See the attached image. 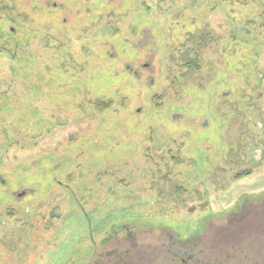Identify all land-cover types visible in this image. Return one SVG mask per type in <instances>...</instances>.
Instances as JSON below:
<instances>
[{
  "label": "rangeland",
  "instance_id": "obj_1",
  "mask_svg": "<svg viewBox=\"0 0 264 264\" xmlns=\"http://www.w3.org/2000/svg\"><path fill=\"white\" fill-rule=\"evenodd\" d=\"M229 3L0 0V264H264V0Z\"/></svg>",
  "mask_w": 264,
  "mask_h": 264
},
{
  "label": "trees",
  "instance_id": "obj_2",
  "mask_svg": "<svg viewBox=\"0 0 264 264\" xmlns=\"http://www.w3.org/2000/svg\"><path fill=\"white\" fill-rule=\"evenodd\" d=\"M220 1H225V4H227V5H232V4H230L229 3V0H220ZM258 18L259 19H257V20H259V21H262L263 23L261 24V28H262V30H264V15H259L258 16ZM260 18H262V20H260ZM252 24H253V22L251 21V23H250V25L252 26ZM249 25V26H250ZM247 32V34L250 32V30L248 31L246 28H242V30H241V33L240 34H242L243 35V33H246ZM198 41H200V39L198 40ZM198 41H196V47L195 48H193V51L194 52H191V53H195V54H199V52H200V49L201 48H198V47H200V43L198 42ZM255 45L256 46H258V43H256L255 42ZM262 46V45H261ZM228 51H229V49H228ZM185 54V56H186V59H188L189 61H186L183 65H182V67H183V69H185V71H187V72H189V73H197V72H199L200 71V69L198 70L197 68L199 67V65L197 64L198 63V60H191L190 58H189V51L186 49V52L184 53ZM231 58H230V60L232 61V59H233V63H231V67H227L226 68V66L223 68L224 69V71H222L221 72V75L222 76H225V78L223 79V81H220V83L222 82V84H223V86H222V84H221V86L222 87H220V90H219V92H216L215 91V94H218L216 97H218V98H222V99H224V100H228V99H230V98H236V94H240V93H242L243 94V91H242V89H240L239 88V84H237L236 83V81H237V78H236V76L234 75V73L231 71V73H229L230 72V70H231V68L232 67H236V59H235V57H236V55L234 54V53H230V54H228ZM236 69H238V68H236ZM229 75H231L232 76V79L230 80L231 82L230 83H228L229 82V79H228V77H229ZM241 75H242V78H246V73L245 72H242L241 71ZM248 75H250L251 76V74L249 73ZM234 76V77H233ZM251 79V78H250ZM181 80H182V77H181ZM209 84H211V83H209ZM228 84V85H227ZM199 90L201 89V86L199 85ZM208 89H210V85H209V88ZM211 89H212V87H211ZM111 104L110 103H97V105H95V108L96 109H98V111H100V112H102V111H104V110H106V109H108V107L110 106ZM253 106V110H254V112L253 113H255V116H254V119L255 120H257L256 119V117H258L259 118V113L257 112V106L256 105H252ZM209 107V111L211 110V107L210 106H208ZM222 108V109H224V111H225V115H227V117H226V121L225 122H229V124H227V127H226V129L227 130H229V126H232V123H234V125L233 126H239L240 125V123H241V125H242V128H243V130H245L244 132H243V134L244 135H242V138H244L245 140H242L241 141V143H240V146L243 148L244 147V144L243 143H245V142H250L253 138H254V135L257 133V131H259L258 129L256 130V127H255V125H249L248 123H249V119L248 118H246V116L249 114L248 113V111H249V106H246V105H243L242 107H240V106H237V105H235V106H232V105H220L219 104V106H217V108L216 109H214L215 111H218L219 110V108ZM257 112V113H256ZM238 114H241V115H243L244 116V118L243 119H241L240 120V122H238ZM244 120H246L245 122H244ZM230 121H231V123H230ZM232 128V127H231ZM253 129L255 130V132L254 133H252V131H253ZM260 132H261V130H260ZM245 136V137H244ZM240 137H241V135L237 138V139H240ZM237 139H235L234 141H236ZM252 146H257V145H255V144H252L251 145V148H252ZM233 147V148H232ZM241 147H239V148H237V147H235V145L234 146H229V148L227 149V151L225 152V154H224V156L225 157H223V158H228L229 156H231V155H237V153L239 152V149L241 148ZM242 148H241V150H242ZM248 148V147H247ZM247 148L245 149V150H247ZM250 148V147H249ZM245 154H246V152H245ZM249 156H251V155H249ZM242 175H244V173H243V171L242 172H240L238 175H236L235 176V179L236 178H238V177H240V176H242ZM235 212V211H234ZM234 212H232V213H234ZM226 216V215H225ZM186 242V241H185ZM180 243H183V242H180ZM187 244V245H186ZM185 244V246H179L178 248H176L175 247V251H177V252H183V253H185V248H190L189 247V245L190 246H192V244L190 243V244H188V243H186ZM173 249V248H172ZM193 259L192 260H194V257H192ZM189 259V258H188ZM189 260H191V258L189 259Z\"/></svg>",
  "mask_w": 264,
  "mask_h": 264
},
{
  "label": "flooded vegetation",
  "instance_id": "obj_3",
  "mask_svg": "<svg viewBox=\"0 0 264 264\" xmlns=\"http://www.w3.org/2000/svg\"><path fill=\"white\" fill-rule=\"evenodd\" d=\"M132 231H133V230H132ZM107 247H108V246H107ZM172 250H173V249H170V250L168 251V253L171 254ZM113 251H115V250H112L110 253H113ZM179 252H180V251H179ZM159 253H160L159 251L154 250V251H152V252L150 251L148 255H149V256H158ZM176 253H178V252L174 250V254L172 253V254H173L172 256H174ZM111 255H113V254H111ZM174 257H175V256H174ZM180 261H181V262H184V263H186V262L188 261V263H189L190 260L186 257V259H185V258H182V259H180ZM122 262H123V261H122ZM122 262L118 261V264H122ZM124 264H125V262H124Z\"/></svg>",
  "mask_w": 264,
  "mask_h": 264
}]
</instances>
